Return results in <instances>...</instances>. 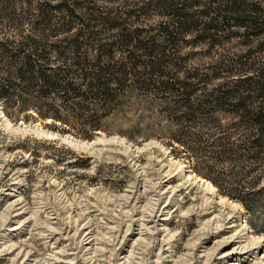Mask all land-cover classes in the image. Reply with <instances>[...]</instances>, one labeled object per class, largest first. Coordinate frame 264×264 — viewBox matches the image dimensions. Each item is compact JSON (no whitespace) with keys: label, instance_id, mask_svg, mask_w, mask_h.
<instances>
[{"label":"rangeland","instance_id":"obj_1","mask_svg":"<svg viewBox=\"0 0 264 264\" xmlns=\"http://www.w3.org/2000/svg\"><path fill=\"white\" fill-rule=\"evenodd\" d=\"M71 5L76 9L68 21L74 28L71 33L81 29L94 39L85 41L87 46L100 49L101 39L122 29L134 43L129 37L122 46H113L116 57L111 60L106 59L111 47L102 48L100 62L90 49L85 69L102 70L106 79H116L111 90L94 92L99 100L83 94L64 104L21 102L13 107L0 100V264H24L26 255L32 257V264H55L61 255L65 256L62 264H215L218 253L231 248L211 251L215 243L239 232L241 242L255 249L254 257H264V198L248 210L223 195L199 174L206 173V168L192 162L177 143L189 141L184 133L192 126L185 98L194 88L183 82L205 81L212 74L223 77L234 63L262 60L255 39L235 27L230 29L232 21L219 25L217 34L211 32L205 41L183 36L181 31L159 51L156 47L154 52L137 50L138 36L158 37L169 23L170 3L72 0ZM176 5L190 10L195 4L175 0L173 10ZM39 109L51 111L55 117L59 114L60 119L42 118ZM102 113L107 114L102 117ZM200 137L189 141L191 151L202 146ZM98 139L106 143L94 151L80 150L70 142L94 143ZM108 139L116 141L107 143ZM189 178L205 183L193 185ZM206 184L217 193H207ZM164 187H171L170 193L164 195ZM129 189L134 190L133 195ZM220 199L226 204L220 205ZM16 200L21 204L17 209L26 213L22 219L26 228L12 237L9 230L17 224ZM167 200L175 212L167 231L152 229L143 240L131 237L129 231L136 232L139 218L151 216ZM223 217L233 219L234 230L215 235ZM61 232L69 236L67 242L57 240ZM88 232L97 243L94 253L84 247ZM258 239H262L260 243Z\"/></svg>","mask_w":264,"mask_h":264},{"label":"trees","instance_id":"obj_2","mask_svg":"<svg viewBox=\"0 0 264 264\" xmlns=\"http://www.w3.org/2000/svg\"><path fill=\"white\" fill-rule=\"evenodd\" d=\"M71 1L0 0V100L5 104H64L83 94L99 100L94 92L111 90L109 86L116 79H106L102 70L88 71L83 64L92 55L90 49L100 62L104 59L102 48L111 47L106 59H115L113 46H122L131 35L122 29L111 38L101 39L100 49L87 46L84 42L94 39L81 29L71 33L74 28L68 21L76 12ZM161 1L170 3L172 13L166 15L171 17L169 23L158 37L138 36L137 50L154 52L156 47L159 51L181 31L183 36L205 41L211 32L217 34L219 25L233 21L230 29L249 33L264 55L263 1L192 0L195 5L190 10L177 5L173 10L175 0ZM227 68L232 70L223 77L212 74L205 81L183 82L194 88L185 98L192 126L184 135L189 141L201 136L198 143L202 146L191 151L189 141L177 143L192 162L206 168L200 175L210 179L223 195L251 210L264 198V58L252 63L239 61ZM39 110L42 118L60 119L59 114L55 117L51 111Z\"/></svg>","mask_w":264,"mask_h":264},{"label":"bare ground","instance_id":"obj_3","mask_svg":"<svg viewBox=\"0 0 264 264\" xmlns=\"http://www.w3.org/2000/svg\"><path fill=\"white\" fill-rule=\"evenodd\" d=\"M41 132V131H40ZM116 140H114V139H108V142L107 143H110V142H115ZM70 142H71V144H73L74 146H75V148H78V149H80V150H84V151H94L95 149H96V147L98 146V145H101L102 143H106V141L105 140H101V139H98L96 142H94V143H89V142H78V141H74V140H70ZM162 169H163V167H161ZM183 165L182 166H180V171H182L183 170ZM161 171V170H160ZM162 172V171H161ZM187 172V171H186ZM188 182H190V184L192 183L193 185L195 184V182H200V181H202L203 183H205L202 179H200V178H198L197 180L195 179V181L192 179V178H189L188 180H187ZM202 183V185L204 186V188H205V185ZM200 183H198V185H199ZM147 185V184H146ZM141 186V185H140ZM206 192L207 193H209V194H216L217 192H216V189L211 185V184H206ZM144 187V186H143ZM161 187V186H160ZM159 187V188H160ZM158 188V187H157ZM171 188V187H170ZM170 188L169 187H164L163 188V191L162 192H164L163 194L164 195H166V194H168V193H170ZM146 189V188H145ZM154 190V189H153ZM174 190V189H173ZM172 190V191H173ZM145 191V190H144ZM149 191H150V189H149ZM171 191V192H172ZM127 192H129L131 195H133L134 194V190L133 191H131L130 189H129V191H127ZM159 192H160V190H159ZM145 193H148V191L147 192H145ZM157 193H158V191H157ZM162 194V193H161ZM130 196V195H129ZM143 196V195H142ZM133 197V196H132ZM169 197V196H168ZM126 198H128V197H126ZM163 198V197H162ZM161 198V199H162ZM167 198V197H166ZM172 198V197H171ZM131 198H129V200H130ZM133 199V198H132ZM153 199V198H152ZM158 200V199H157ZM172 200V199H171ZM170 200V201H171ZM132 201V200H131ZM169 200H167V202L162 206V207H160L159 209L157 208V207H155V208H157V211H155V212H153V214H152V212H151V216H149V217H142V218H139L140 219V223L138 224H136L135 226H137V229L135 230L136 232H134V230H130L129 231V229H128V231L131 233L130 235H131V237L132 236H134V235H137L138 237H139V239L141 240L143 237V235L145 234V233H149V231L150 230H152V229H155V230H157V231H155V232H160V233H163V232H166L167 231V227L169 226V223H170V221H171V218L173 217V215L175 214V212L173 211V206H172V203L170 202ZM130 202V201H129ZM158 202H159V200H158ZM174 204V203H173ZM219 204L220 205H225L226 204V200H224V199H220L219 200ZM15 208H16V214L14 215V222H16L17 224L15 225V226H13L12 228H10V232L12 233V234H10L12 237H13V234H15L16 235V232H20L21 231V229H23V228H26V225H24L25 223H24V221H22V219H25L24 217H25V215H26V213L23 211V208H19V209H17L18 207H20V203L16 200L15 201ZM13 206V205H12ZM135 206V205H134ZM23 207V206H22ZM153 209V208H152ZM151 209V211H153ZM144 211V210H143ZM149 212V211H148ZM134 214V213H133ZM137 216V215H136ZM219 217V216H218ZM145 218H147V219H145ZM217 218V217H216ZM154 219L156 220V221H154ZM218 219V218H217ZM219 219H221L220 217H219ZM232 218H230V217H223L222 218V222L223 223H221V226L219 225L218 227L219 228H216L215 230L217 231V232H215L214 234L216 235V234H219V233H221L222 231H230V230H234V227L235 226H233V222H232ZM141 222H143V223H141ZM132 223V222H131ZM152 224H153V226H152ZM158 224V225H157ZM216 224V223H215ZM220 224V223H219ZM211 228V227H210ZM135 229V228H134ZM90 230V229H89ZM84 231V230H83ZM210 232V231H209ZM56 233V232H55ZM89 233V232H88ZM88 233H86V234H88ZM212 233V232H211ZM240 233V232H239ZM237 234V233H235L234 235H232V236H228V237H225L224 239H222L221 241H219V242H217V243H215V246H214V248L213 249H211V251H216V252H218V251H222V249H224V248H226L227 246H230L231 245V248L229 249V250H226V251H224V252H222V253H218V257H216L215 258V264H264V257H262V258H256V257H254V254H253V250H255V249H251L250 250V248L247 246V245H245L243 242H241V237H240V234ZM54 234V233H53ZM57 234V233H56ZM77 234V233H76ZM128 234V233H127ZM158 234V233H157ZM168 234V233H167ZM14 235V236H15ZM55 235V234H54ZM69 235H70V233H69ZM92 235V233H89V235H88V238L86 237V239H87V241L85 242V249L87 250V252H93V251H95V249H97V247H96V240H93V237L91 236ZM146 235V234H145ZM56 237H57V235H56ZM58 237H59V239H57V240H59V241H62V240H67V237H68V239H69V236L67 235V234H64L63 232H61L60 234H58ZM62 239V240H61ZM139 239H137L136 240V242L139 240ZM57 240H55V241H57ZM143 240V239H142ZM262 240V239H261ZM261 240L260 239H258L257 241H258V243H260L261 242ZM82 241V240H81ZM161 241H163V240H161ZM167 241V240H166ZM67 242V241H66ZM62 243V242H61ZM257 243V242H256ZM81 244V243H80ZM55 245H56V243H55ZM135 245V244H134ZM163 245V244H162ZM256 245H258V244H256ZM124 246H123V251H124V253L126 252V250H124ZM133 248V247H132ZM253 248V247H252ZM57 249V248H56ZM66 249V248H65ZM84 249V250H85ZM169 250V249H168ZM214 251V252H215ZM122 252V251H121ZM169 252H170V250H169ZM168 252V253H169ZM214 252H212V253H214ZM94 253V252H93ZM123 253V252H122ZM123 253V254H124ZM166 254H167V252H166ZM217 254V253H216ZM215 254V255H216ZM93 255V254H92ZM34 256V255H33ZM64 255H61L57 260L55 259V261H56V263L55 264H62L63 263V259H64ZM129 257V256H128ZM172 257V256H171ZM207 257V256H206ZM200 258V257H199ZM253 258V259H252ZM123 259V258H122ZM126 259V258H125ZM170 259V258H169ZM212 259V258H211ZM22 260V259H21ZM53 260V259H52ZM51 260V261H52ZM172 260V259H171ZM255 260V261H254ZM50 261V260H49ZM252 261H254V262H252ZM42 262V261H41ZM24 264H32V263H34V260L32 259V257L31 256H29V255H26L25 256V258H24V262H23ZM53 263V262H52ZM69 263V262H68ZM165 263V262H164ZM44 264H51V262L50 263H48V262H46V263H44ZM169 264V263H168Z\"/></svg>","mask_w":264,"mask_h":264}]
</instances>
